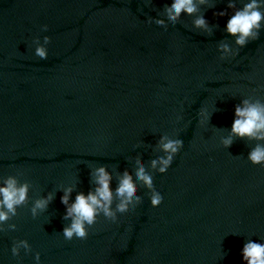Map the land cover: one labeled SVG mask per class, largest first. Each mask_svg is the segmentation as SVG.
I'll return each instance as SVG.
<instances>
[{
    "label": "water",
    "instance_id": "obj_1",
    "mask_svg": "<svg viewBox=\"0 0 264 264\" xmlns=\"http://www.w3.org/2000/svg\"><path fill=\"white\" fill-rule=\"evenodd\" d=\"M169 2L0 0V180L29 185L0 225V264H35L36 251L40 264H242V243L264 240V167L247 160L257 142H221L235 104L264 101V27L240 47L224 31L227 16L213 15L228 0H206L171 25ZM197 15L210 31L193 26ZM38 44L46 59L34 54ZM162 135L183 142L163 174L150 166L164 155ZM136 163L163 197L156 207L134 179ZM100 165L113 190L123 172L133 176L139 201L66 240L63 189L72 187L70 202L86 194ZM48 193L33 216L32 202ZM18 239L32 248L19 259L10 250Z\"/></svg>",
    "mask_w": 264,
    "mask_h": 264
},
{
    "label": "clouds",
    "instance_id": "obj_2",
    "mask_svg": "<svg viewBox=\"0 0 264 264\" xmlns=\"http://www.w3.org/2000/svg\"><path fill=\"white\" fill-rule=\"evenodd\" d=\"M206 0H170L165 6L163 15L168 24H174L183 12L186 15H192L198 11V5H203ZM213 15L225 17L227 19L223 25L224 31L234 37V43L243 47L249 40L256 39L262 27H264V0H243L237 6L236 0H228L224 9L214 12ZM196 28L210 31L206 18L203 15H197L192 21ZM157 26L163 27L164 21L155 20ZM43 30H47V25H41ZM49 37H44L45 44ZM221 51V58L224 53L229 52V46L221 43L218 46ZM34 54L41 59H46L48 51L43 45H37ZM232 51V55H235ZM201 116L206 118L204 110L201 109ZM203 123V119L200 121ZM242 138L256 141L247 154V160L253 165L264 167V101L259 99H242L233 106V119L229 128L228 136L222 138L224 147H229L233 138ZM163 156L150 161V166L163 174L170 166L173 156L182 147L183 142L180 139H172L162 135L158 141ZM157 164L159 167L157 168ZM134 179L137 182L151 190L149 204L152 207L158 206L162 202V195L153 189L152 176L145 171L144 166L135 164ZM127 171L123 172L118 183L113 190L110 187L112 176L105 166L100 165L90 172V177L94 185L93 188L85 194L83 191L76 193L74 199L69 200L72 187L63 189L60 196V202L65 206L63 219L69 223L62 227L64 239L71 240L73 237L85 239L88 236V226L96 221V217L101 213L115 222L116 213L123 214L129 211L133 202L139 201L135 195L136 188ZM29 185L20 183L15 176L8 175L0 180V225L8 221L11 216L16 215V209L28 200ZM53 193L35 199L32 202L30 211L36 216L38 211H44L49 202L53 199ZM118 201L115 212L112 209L113 199ZM15 228V225H9ZM238 235L237 233H232ZM23 248L25 253L32 251L31 245L26 239L14 240L11 245L12 256L19 259V251ZM227 253H225L226 255ZM242 264H264V240L247 239L242 243L239 250ZM223 258V257H222ZM35 264H40V252H33Z\"/></svg>",
    "mask_w": 264,
    "mask_h": 264
}]
</instances>
